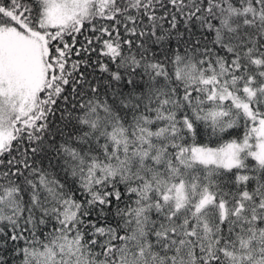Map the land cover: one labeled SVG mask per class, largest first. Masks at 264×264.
I'll list each match as a JSON object with an SVG mask.
<instances>
[{"label": "snow or ice", "instance_id": "1", "mask_svg": "<svg viewBox=\"0 0 264 264\" xmlns=\"http://www.w3.org/2000/svg\"><path fill=\"white\" fill-rule=\"evenodd\" d=\"M0 264H264V0H0Z\"/></svg>", "mask_w": 264, "mask_h": 264}]
</instances>
